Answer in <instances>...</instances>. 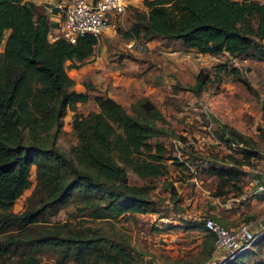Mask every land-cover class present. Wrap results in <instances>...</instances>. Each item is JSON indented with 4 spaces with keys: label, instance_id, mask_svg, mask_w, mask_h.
Wrapping results in <instances>:
<instances>
[{
    "label": "trees",
    "instance_id": "obj_1",
    "mask_svg": "<svg viewBox=\"0 0 264 264\" xmlns=\"http://www.w3.org/2000/svg\"><path fill=\"white\" fill-rule=\"evenodd\" d=\"M141 1L143 8L133 3L125 8L131 20L126 36L158 38L203 54L264 60V0ZM52 24L31 0H0V44L8 30L0 56V264H39L45 254L63 264H137L133 246L126 235H117L116 223L155 211L153 185L145 179L165 174L168 158L183 161L167 151L160 137L167 132L164 115L148 95L127 109L87 81L85 90L74 87L67 68L93 55L98 39L85 33L74 42L50 40ZM224 73L255 91L240 67L226 62L216 64L213 73L209 67L199 69L189 88L199 94L218 84ZM90 99L96 107L77 109L76 102ZM68 108L76 141L65 150L58 137ZM261 111L257 129L264 141V104ZM213 134L247 160L264 159L251 136L227 123L219 122ZM227 158L229 165L211 159L207 169L218 180L219 194H240V178L248 172L240 166L248 161L232 154ZM32 165L34 183L15 210V199L31 185ZM128 168L140 183L130 181ZM69 204L67 216L56 218ZM204 229L210 260L214 234ZM246 249L232 258L234 264H246Z\"/></svg>",
    "mask_w": 264,
    "mask_h": 264
},
{
    "label": "rangeland",
    "instance_id": "obj_2",
    "mask_svg": "<svg viewBox=\"0 0 264 264\" xmlns=\"http://www.w3.org/2000/svg\"><path fill=\"white\" fill-rule=\"evenodd\" d=\"M136 5L144 7L141 0ZM129 12L126 10L99 35L93 56L80 64V69L68 67V73L75 79V88L86 89L84 81L96 90L105 88L101 90H107L118 98L127 109H130L131 101L148 95L164 115L163 124L167 132L160 137L167 151L183 164L168 158L165 174L145 179L153 185L150 197L156 210L138 213L124 224L117 222V235L127 236L133 246L132 259L137 264H210L211 261L214 264H234L233 259H224L219 254L207 260V236L199 223L204 216L218 213L229 217V223H232L227 227L243 222H250L253 231L264 227V197L253 193L254 186L251 184L254 173L264 174V159L254 157L247 160L238 148L219 143L213 134V128L224 122L251 136L256 147L264 151V141L257 129L264 104V60L229 57L226 53L207 55L158 38L126 36L124 30L131 25ZM7 33L8 30L4 32L0 44V56ZM223 62L238 65L255 91H249L225 73L218 84L209 85L199 94L189 88L199 69L209 67L213 73L215 65ZM117 67L130 74L129 77L122 79L121 75L117 78ZM131 79L133 83H130ZM76 107L86 112L96 106L90 99L84 103L76 102ZM72 113L73 110L68 108L58 137L60 147L65 150H70L76 141L70 124ZM229 154L248 161V164L240 166L248 170L240 178V194H219L218 180L207 169L211 159L217 165H229ZM127 170L131 182H141L133 170ZM30 171L31 185L15 199V210L22 207L34 183V165ZM244 193L247 197L233 200L232 207L225 208L224 200ZM72 207L69 204L60 209L56 218H65L67 209ZM245 251H248L243 258L246 264H264V233ZM39 264L63 263L45 254Z\"/></svg>",
    "mask_w": 264,
    "mask_h": 264
},
{
    "label": "built area",
    "instance_id": "obj_3",
    "mask_svg": "<svg viewBox=\"0 0 264 264\" xmlns=\"http://www.w3.org/2000/svg\"><path fill=\"white\" fill-rule=\"evenodd\" d=\"M31 1L42 6L53 22L48 32L50 40L63 37L72 42L85 33L93 34L98 39L99 35L112 26L116 18L123 14L126 6L131 3L130 0ZM251 184L254 186L253 193L264 194V177L262 175H254ZM245 197H247L246 193L229 197L223 201V205L227 208L232 207L233 200L240 201ZM202 224L214 234V255L219 254L224 259H232L238 252L250 247L254 240L264 233V227L260 231H253L250 222L227 227L211 215L204 216ZM210 264H214V262L211 261Z\"/></svg>",
    "mask_w": 264,
    "mask_h": 264
},
{
    "label": "crops",
    "instance_id": "obj_4",
    "mask_svg": "<svg viewBox=\"0 0 264 264\" xmlns=\"http://www.w3.org/2000/svg\"><path fill=\"white\" fill-rule=\"evenodd\" d=\"M131 1V3H133V4H136L138 1H140V0H130ZM186 49H189V48H186ZM192 50H194V49H192ZM208 55V54H207ZM93 55H91L90 57H92ZM90 57L87 59V60H89L90 59ZM70 62V60H67L66 61V63L67 62ZM69 68H75V69H80L81 68V65H79L78 67H73V66H69ZM118 69L115 71V74H116V77L117 78H121L120 76L122 75V79H124L125 77H126V79L129 77L128 75H130V74H128V73H124V72H122V70H121V68H119V67H117ZM93 70V69H92ZM94 71V70H93ZM67 72H68V70H67ZM130 72H131V70H130ZM132 72H135V70H133ZM131 72V73H132ZM69 74V73H68ZM70 75V74H69ZM71 76V75H70ZM73 77V76H72ZM132 78L134 77L133 75L131 76ZM73 79H74V77H73ZM75 80V79H74ZM132 81H134V80H132L131 79V81H130V83L132 82ZM133 83V82H132ZM75 84V83H74ZM84 88V87H83ZM82 87L81 88H76L77 90H85V89H83ZM100 90L101 89H105V88H99ZM107 91V90H106ZM108 92V91H107ZM109 93V92H108ZM110 94V93H109ZM226 208V207H225ZM215 214V216L216 217H218V220L221 222V223H223L224 225H226V226H230V224L232 223H229L230 221V219H229V217L227 218V217H225L224 215V217L223 216H221L220 214H216V213H214Z\"/></svg>",
    "mask_w": 264,
    "mask_h": 264
}]
</instances>
